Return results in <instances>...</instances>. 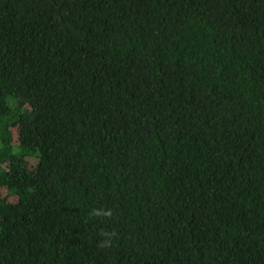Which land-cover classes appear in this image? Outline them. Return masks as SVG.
Wrapping results in <instances>:
<instances>
[{
  "label": "trees",
  "instance_id": "16d2710c",
  "mask_svg": "<svg viewBox=\"0 0 264 264\" xmlns=\"http://www.w3.org/2000/svg\"><path fill=\"white\" fill-rule=\"evenodd\" d=\"M0 264H264V0H0Z\"/></svg>",
  "mask_w": 264,
  "mask_h": 264
},
{
  "label": "clouds",
  "instance_id": "9594fccd",
  "mask_svg": "<svg viewBox=\"0 0 264 264\" xmlns=\"http://www.w3.org/2000/svg\"><path fill=\"white\" fill-rule=\"evenodd\" d=\"M90 215L92 216H108L110 217L112 215V211L111 210H103V209H94ZM104 236L108 237V239H105L101 242L100 247H107L111 245L112 242V237L116 236L115 232H105Z\"/></svg>",
  "mask_w": 264,
  "mask_h": 264
}]
</instances>
